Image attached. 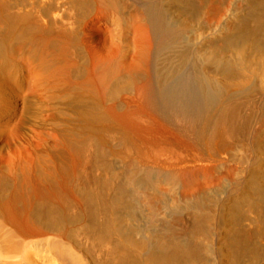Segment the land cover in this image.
I'll return each instance as SVG.
<instances>
[{
  "label": "bare ground",
  "instance_id": "1",
  "mask_svg": "<svg viewBox=\"0 0 264 264\" xmlns=\"http://www.w3.org/2000/svg\"><path fill=\"white\" fill-rule=\"evenodd\" d=\"M198 1L0 0V264H264V0Z\"/></svg>",
  "mask_w": 264,
  "mask_h": 264
},
{
  "label": "rangeland",
  "instance_id": "2",
  "mask_svg": "<svg viewBox=\"0 0 264 264\" xmlns=\"http://www.w3.org/2000/svg\"><path fill=\"white\" fill-rule=\"evenodd\" d=\"M197 2H196V4L197 3H199V1L198 0H196ZM203 20H205V23H203L206 27H209V26H211V24H214L213 23V21H215V20H210V19H203ZM210 20V21H209ZM212 21V22H211ZM204 22V21H203ZM211 22V24H209ZM27 69V68H26ZM27 72H28V69H27Z\"/></svg>",
  "mask_w": 264,
  "mask_h": 264
}]
</instances>
